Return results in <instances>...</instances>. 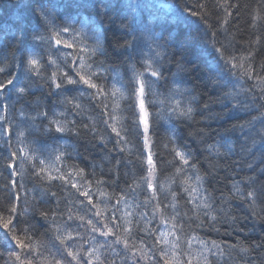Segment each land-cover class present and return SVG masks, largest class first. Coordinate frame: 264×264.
<instances>
[{
    "label": "snow or ice",
    "instance_id": "6c2138e0",
    "mask_svg": "<svg viewBox=\"0 0 264 264\" xmlns=\"http://www.w3.org/2000/svg\"><path fill=\"white\" fill-rule=\"evenodd\" d=\"M12 7L19 13L13 24L15 50L11 61L0 56V141L7 145L8 152L0 159L9 171L0 189L8 193L7 200L0 203V248L9 249L12 264H106V253L113 257L110 264H116L117 259L128 264L129 258L132 264H215L217 257L223 259L227 255L231 259V252H238L246 264H252L247 257L255 249L264 250V238L253 244L238 242L226 246L203 239L195 231L215 228L221 222V214L236 223L230 210L216 207L215 197L206 187L218 170V163L211 157L218 158L221 148L231 153V145L209 144L205 149L209 167L202 171L195 149L178 145L176 125L171 122H191L197 114L201 122L224 121L238 119V113L256 112L251 119L232 127L244 137L243 152L253 155L259 151L264 157V62L259 68L253 63L256 51L236 54L234 48L229 51L230 44L217 47L218 31L208 23L210 12L204 3L185 2L181 7L161 0H15ZM238 7L229 0H218L217 8L226 13L218 17L219 28L225 33L232 16L229 9ZM169 14L175 28L169 22ZM189 17L204 21V38L211 30L216 55L208 64V72L216 87L227 89L224 100L232 102L231 106L228 102L222 104V113L212 114L209 102L200 106L193 94L196 87L182 86L184 81L176 79L178 73L189 71L181 62L189 42L200 38L199 34L193 37L178 30L179 24L188 22ZM251 20L252 26L264 21V6L254 10ZM113 29L110 40L108 33ZM260 42L261 37L257 36L249 48L254 49ZM177 45L181 50L175 63L177 71L165 76V62L172 63ZM2 47L7 45L0 41ZM114 57L123 59L112 63ZM12 62L15 71L10 70ZM225 66L232 76L253 81L252 85L245 89L226 80ZM162 82L168 85L166 92L161 91ZM44 89L46 99H52L51 105L39 98L27 99ZM17 104L21 106L17 108ZM157 119L170 124L163 147L171 156L167 162L171 171L163 180L152 138ZM65 135H90L110 153L135 155L143 175L134 178L128 191L116 194L101 190L107 181L95 179L94 171L90 178L85 168L66 165L70 153L65 145L50 147V143ZM198 135L199 142L205 143L208 134L204 128ZM141 143L143 148L139 147ZM120 164L121 160L116 159L117 174ZM248 168L252 170V165ZM26 175L35 182L31 189L23 183ZM260 175L264 176V169ZM57 182L65 193L76 195L61 213L67 216L63 223L56 221L61 204L58 192L53 191ZM256 184V177L232 179L227 197L221 194L220 199H239L255 218L264 222V184L259 188ZM129 191L136 194L137 200L143 195V201L130 202ZM21 192L25 203L22 212ZM29 192L39 193L31 197L36 201L31 207ZM182 199L185 206H191L183 213ZM52 200L55 208L49 207ZM141 207L145 211L139 212ZM31 212L49 222L58 244L45 243L36 236L29 219ZM21 216L25 217L23 221ZM157 219L159 226H153ZM75 220L80 223L72 228L69 222Z\"/></svg>",
    "mask_w": 264,
    "mask_h": 264
},
{
    "label": "trees",
    "instance_id": "16d2710c",
    "mask_svg": "<svg viewBox=\"0 0 264 264\" xmlns=\"http://www.w3.org/2000/svg\"><path fill=\"white\" fill-rule=\"evenodd\" d=\"M161 2L172 4L175 3L179 6L183 4H198L204 3L207 5V10L210 12V16L207 17L208 23L212 25L213 30L218 31L216 37L217 47L221 43L225 45H231L229 48L231 52L233 48L236 54L246 53L249 50H255L256 56L253 63L259 68L260 64L264 62V21H260L257 26H252L251 16L254 10L262 5V0H229L230 4H238V8H230L229 11L232 12V16L229 18V23L225 26L227 28V33L219 28L218 17L222 18L226 13L222 9L217 8L218 0H161ZM222 2V0H220ZM15 0H0V24L4 28H0V41H3L4 45L7 47L0 48V56H7L9 61H11V56L13 51L14 41L12 40V34L15 31L13 24L16 21L19 13L15 7ZM169 22L172 27H176L175 21L169 14ZM7 20L5 24L2 22ZM178 30L183 35H191L197 37L199 34L200 38L194 39L189 42L187 46V51L184 52L183 60L185 68L189 69L187 72L178 73L176 79L183 80L184 84L182 86L192 87L195 86L197 91L194 95L198 97V103L203 106L205 102L210 103L211 113L217 114L222 113L224 109L222 104L225 102L229 103L231 106V101H225L223 98V92L227 89H221L216 87L213 83L212 77L208 72V64L215 56L214 49L212 47V36L211 30L208 31L207 38H204V31L206 30V25L203 20L199 17H189L188 22L179 24ZM6 32V33H4ZM114 29L108 33L109 39L113 37ZM139 35V33H137ZM118 35V34H117ZM257 36L261 37V42L256 45L254 49H250L249 45L254 44ZM147 50V49H145ZM181 55V50L179 46H176V56L173 58L172 63L169 64L165 62V76H170L171 72H176V59H179ZM120 59L123 57H114L111 61L112 63H119ZM223 65V61H221ZM139 67V65H137ZM170 69V71H169ZM11 71H15V63L12 62ZM126 70V65H125ZM264 74V73H262ZM223 75L226 80H231L237 87L243 86L245 89L250 87L253 81H246L243 78H237L231 75L228 71V67L225 66L223 69ZM168 85L161 83V91L166 92ZM47 89L43 92L36 91L34 96L28 97L29 101L36 98L41 99L49 105L52 103L51 98L46 99ZM211 98V99H209ZM240 99H244V93L240 95ZM21 105L17 104V108ZM98 111V110H97ZM205 113V116H208ZM238 119H228L221 121L219 119L212 120L207 119L201 122V116L196 115L194 121H179L173 120L171 123L176 125V135L177 143L179 146L185 149H195L198 154V159L202 165V171L208 169L209 163L206 157L208 153L205 151L209 144H215L220 142L221 144L227 142L231 145L233 151L231 153L227 152L226 149L221 148V155L217 158L215 156L211 157L213 162L218 163L217 173L210 178L209 183L206 185L209 192H212L215 197L216 207L220 208L223 206L225 210H230V216L236 217V223H232L231 219H226L223 214H221V222L215 225V228L203 227L195 228V223H193V228H195L196 233L203 239L208 241L215 240L218 243L222 242L224 245H233L238 242L241 244H253V242H259L264 238V222L255 218L248 206L240 201L239 199L232 198L226 201H221V194L227 197L228 192L231 188L232 179H245L246 177H256L257 184L256 187L259 188L261 184H264V176L260 175L261 169H264V157L261 156L259 151L254 152L253 155H248L246 152L241 150V145L244 143V137L240 133L239 129L233 130V125L240 124L246 120L251 119L252 116L257 115L256 112H251L250 114L238 113ZM80 120V117H76ZM87 119V116L84 117ZM169 122L163 119H157L153 123L152 138L155 141V150L157 152V161L160 170V178L163 180L171 171L168 165V160L171 156L168 154L167 150L164 149L163 145L167 142L169 136ZM259 127V125H257ZM204 128L207 132V136L204 137L205 143L201 144V136L198 135L199 130ZM41 139H44L41 137ZM15 143V141H14ZM57 144L65 145L66 150L70 153L69 157H66L65 163L68 167L73 165H78L79 167L85 168L90 178H92L93 171L95 173V179L103 178L107 181L106 185L102 187L101 190L107 191L109 193L118 194L121 190L128 191V186L133 184V180L138 179L143 172L141 171V162L136 158L135 155L129 156L127 152L117 154L115 152L110 153L108 149H105L97 140H93L91 136L87 137H76L72 135H65L61 140L55 143H50V147H55ZM112 144L108 145L110 149ZM143 148V144L139 145ZM7 145L0 141V156H7ZM116 159L121 160L119 166L118 174L115 167ZM18 163V162H17ZM252 165V170L248 168V165ZM93 165L95 168L93 169ZM9 177V171L5 170V162L0 159V189L7 181ZM19 182V177L16 178ZM23 183L28 189L34 186V181L30 176H25ZM57 187L53 188V191L58 192V196L61 198L60 212L56 216L57 223H63L67 220L66 215H61L64 212L69 199L75 200L76 195H69L59 188V182H57ZM74 193V190H72ZM93 192H96V186H93ZM33 195H39V193H28L29 197V207L35 204L31 197ZM130 202H142L144 197L140 195L138 200L136 199V194L128 192ZM24 193L21 192L20 210L23 211L25 207ZM8 198V193L0 190V203L5 202ZM83 199V198H80ZM164 199V196H161ZM186 199V198H185ZM115 202L114 200L112 201ZM86 203V202H85ZM181 208L180 211L183 213L186 207H191L190 205L185 206L184 199L180 201ZM49 207L55 208V200L50 201ZM95 211V210H93ZM139 212L145 211L141 207ZM147 211H151L148 209ZM170 211V210H169ZM83 214V213H81ZM24 216L20 217L23 221ZM30 222L35 226L36 236L43 240L45 243H57L55 241V234L49 227V222L42 219L38 213H30ZM137 219L139 217L137 216ZM80 222L75 220L74 222H69L72 228H76L77 224ZM153 226H159V220L153 222ZM23 227V224H21ZM141 227H143V222H141ZM216 229H219L217 231ZM242 229V230H241ZM83 232V229H80ZM138 236H142L143 233H137ZM98 240H103L102 237H97ZM122 246H118V249ZM9 249L7 247L0 248V264H12V258L8 256ZM55 251V248L52 249ZM47 255V253H45ZM108 259L106 264H110V260L113 258L110 254H107ZM70 259V258H69ZM248 260L252 261V264H264V250L255 249L250 252L247 257ZM67 264V262H65ZM116 264H121V259L116 260ZM128 264H132L131 258H129ZM143 264V262H142ZM215 264H246V259L241 256L238 252H231V259L226 255L223 259L217 257Z\"/></svg>",
    "mask_w": 264,
    "mask_h": 264
},
{
    "label": "bare ground",
    "instance_id": "6f19581e",
    "mask_svg": "<svg viewBox=\"0 0 264 264\" xmlns=\"http://www.w3.org/2000/svg\"><path fill=\"white\" fill-rule=\"evenodd\" d=\"M7 22V20L3 21L2 23L5 24Z\"/></svg>",
    "mask_w": 264,
    "mask_h": 264
}]
</instances>
